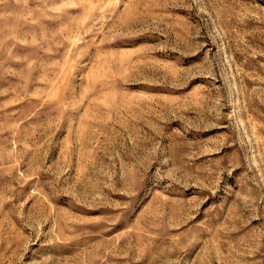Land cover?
Listing matches in <instances>:
<instances>
[{
    "label": "rangeland",
    "instance_id": "1",
    "mask_svg": "<svg viewBox=\"0 0 264 264\" xmlns=\"http://www.w3.org/2000/svg\"><path fill=\"white\" fill-rule=\"evenodd\" d=\"M0 264H264V0H0Z\"/></svg>",
    "mask_w": 264,
    "mask_h": 264
}]
</instances>
